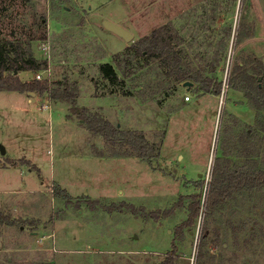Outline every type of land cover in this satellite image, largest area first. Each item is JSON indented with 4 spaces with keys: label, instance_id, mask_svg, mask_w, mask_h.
Listing matches in <instances>:
<instances>
[{
    "label": "rangeland",
    "instance_id": "rangeland-1",
    "mask_svg": "<svg viewBox=\"0 0 264 264\" xmlns=\"http://www.w3.org/2000/svg\"><path fill=\"white\" fill-rule=\"evenodd\" d=\"M2 1L12 2L2 38L46 15V38L31 42L47 61L38 71L49 80L38 81H67L75 106L142 133L154 153L140 158L92 134L47 92H24L38 95L28 112L0 92V264H161L168 255L171 264H264V186L205 212L216 164L264 169V110L228 85L247 57L264 67V0ZM161 25L188 69L210 76L215 64L219 95L187 88L126 49ZM103 63L116 70L115 84L99 72ZM256 83L264 87V75ZM198 200L192 224L178 229Z\"/></svg>",
    "mask_w": 264,
    "mask_h": 264
},
{
    "label": "trees",
    "instance_id": "trees-1",
    "mask_svg": "<svg viewBox=\"0 0 264 264\" xmlns=\"http://www.w3.org/2000/svg\"><path fill=\"white\" fill-rule=\"evenodd\" d=\"M12 2L0 0V24L11 15L8 9ZM25 13H22V17ZM46 38V15L39 13L36 23L18 24L13 27L7 38L0 37V91H17L20 93L47 92L51 99L69 103L70 111L80 119L83 126L94 135L103 137L111 144L128 147L140 158H150L154 153V146L137 131L122 129L111 124L107 119L92 113L86 108L75 106L76 94L67 81H55L48 86L38 80L22 81L17 73L21 71H38L47 68V61L40 60L32 55L31 42ZM172 36L167 25H161L151 31L149 35L137 39L127 50H133L136 57H143L150 63L158 64L167 69L168 75L176 81H190L198 85L204 92L215 95L221 93V80L215 76V64H210L207 72L210 76H204L201 71H192L182 63L181 53L171 47ZM119 55L115 57L116 59ZM99 72L108 82L115 84L119 76L113 66L103 63L98 66ZM204 71V69H203ZM33 72V73H34ZM264 67L262 61L256 56L247 57L246 61L234 65L229 78V87L243 91L253 107L264 110V87L259 86L257 78L263 77ZM1 164V161H0ZM264 186V169L257 168V162L251 165L233 167H221L215 165L212 169L208 183V192L205 199V212L211 213L215 206L223 204L232 195L240 190H252ZM172 208L163 210L167 215ZM200 210L199 200L194 202L188 218L178 226V229L192 224ZM0 219H4L0 214ZM172 257L168 255L161 264H171Z\"/></svg>",
    "mask_w": 264,
    "mask_h": 264
},
{
    "label": "water",
    "instance_id": "water-1",
    "mask_svg": "<svg viewBox=\"0 0 264 264\" xmlns=\"http://www.w3.org/2000/svg\"><path fill=\"white\" fill-rule=\"evenodd\" d=\"M102 26L110 31L113 32L114 34L122 37L125 41H129L132 39L133 35L132 33H130L128 30H126L125 28H123L121 25L109 20V19H103L102 20ZM184 86H186L187 88H189L192 85V82H184L183 83ZM260 86V84H259ZM34 95V93H33ZM2 154L5 153V150L2 149Z\"/></svg>",
    "mask_w": 264,
    "mask_h": 264
},
{
    "label": "crops",
    "instance_id": "crops-1",
    "mask_svg": "<svg viewBox=\"0 0 264 264\" xmlns=\"http://www.w3.org/2000/svg\"><path fill=\"white\" fill-rule=\"evenodd\" d=\"M21 73H27V74H29V76H31V72L30 71H21V72L17 73V76L20 79H22V77L20 76ZM29 76L26 79H28ZM0 92L14 94V95H16L18 97V100H19V102L22 105L28 104V106H27L28 110L26 112L31 111L32 108H34L35 106H37L39 104V102L36 101V98H37L38 95L26 97V94L20 93V92H17V91H0ZM31 104H33V105H31ZM43 109H46V108H43Z\"/></svg>",
    "mask_w": 264,
    "mask_h": 264
},
{
    "label": "built area",
    "instance_id": "built-area-1",
    "mask_svg": "<svg viewBox=\"0 0 264 264\" xmlns=\"http://www.w3.org/2000/svg\"><path fill=\"white\" fill-rule=\"evenodd\" d=\"M31 79L32 80H41V79H45V80H49V75L48 76H41V74L39 73V71H35L34 73H31ZM189 97L186 96V100H188ZM43 108H47L46 106H43Z\"/></svg>",
    "mask_w": 264,
    "mask_h": 264
}]
</instances>
